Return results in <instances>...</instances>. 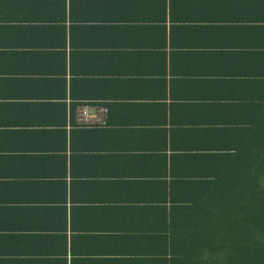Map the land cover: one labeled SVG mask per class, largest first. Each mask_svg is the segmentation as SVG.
<instances>
[{
    "label": "crops",
    "instance_id": "crops-1",
    "mask_svg": "<svg viewBox=\"0 0 264 264\" xmlns=\"http://www.w3.org/2000/svg\"><path fill=\"white\" fill-rule=\"evenodd\" d=\"M263 107L264 0H0V264H177L172 200Z\"/></svg>",
    "mask_w": 264,
    "mask_h": 264
},
{
    "label": "trees",
    "instance_id": "trees-1",
    "mask_svg": "<svg viewBox=\"0 0 264 264\" xmlns=\"http://www.w3.org/2000/svg\"><path fill=\"white\" fill-rule=\"evenodd\" d=\"M233 149L189 185L193 196L172 200L177 264H264V107L254 135Z\"/></svg>",
    "mask_w": 264,
    "mask_h": 264
},
{
    "label": "built area",
    "instance_id": "built-area-1",
    "mask_svg": "<svg viewBox=\"0 0 264 264\" xmlns=\"http://www.w3.org/2000/svg\"><path fill=\"white\" fill-rule=\"evenodd\" d=\"M108 109L100 104L77 106L74 110V124L81 127L106 126Z\"/></svg>",
    "mask_w": 264,
    "mask_h": 264
}]
</instances>
